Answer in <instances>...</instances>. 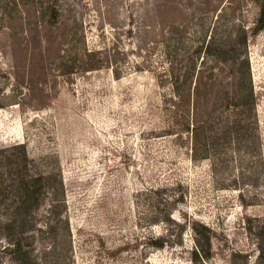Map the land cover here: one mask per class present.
<instances>
[{"label":"rangeland","instance_id":"374dc122","mask_svg":"<svg viewBox=\"0 0 264 264\" xmlns=\"http://www.w3.org/2000/svg\"><path fill=\"white\" fill-rule=\"evenodd\" d=\"M260 2L0 0V147L26 142L60 200L35 211L40 264H264V31L240 40ZM233 56L254 88L247 132L225 128L246 69ZM172 72L215 79L208 157L207 131H170ZM178 182L174 221L151 223L147 189ZM195 222L210 257L193 258ZM162 236V248L149 241ZM5 243L0 232V264H13Z\"/></svg>","mask_w":264,"mask_h":264},{"label":"trees","instance_id":"16d2710c","mask_svg":"<svg viewBox=\"0 0 264 264\" xmlns=\"http://www.w3.org/2000/svg\"><path fill=\"white\" fill-rule=\"evenodd\" d=\"M261 31H264V0L260 2L257 20L249 31L243 30L240 40L246 42L249 35H257ZM245 62H248L247 59H242L240 56H236L233 60L236 65L246 66V69L244 72H235V93L230 97L231 100H228V105L234 109L227 112V122H231V126L228 128L227 123L225 125L226 129L237 132L241 130L247 132L250 129L256 105L251 73ZM192 74L191 72L185 74L184 81H181L178 72H172L169 77L166 76L172 83V108H176L173 111L178 112L175 122L170 126V131L182 137L184 130H191L195 138L201 130L207 131L208 135L205 138L207 152L204 157H208L210 149L215 145V135L219 132L214 127L216 109L215 107L210 109L212 99L217 97L214 95L213 88L215 79L212 76L198 75L193 85L189 80ZM186 107L188 111L192 110L191 116L190 114L186 116ZM213 132H215L214 135ZM51 178H53L52 172L37 170V165L30 155L26 142H16L0 147V207L4 206L7 210L0 214V232L6 240L1 252L13 264H40L34 254L32 239L35 228L38 227L35 211L41 207L49 194H51V210H55L60 202L58 190L53 186ZM248 183L255 184L254 182ZM167 189L169 187L166 186H153L147 189L153 211L151 223L174 221L173 211L180 202L185 201L186 192L181 182H178L176 187H172L168 194L165 192ZM179 225L183 230L185 225ZM199 225L195 222L192 226L198 235L197 241L200 243V246L192 250L194 259H199L201 254L205 257L211 256V235L203 231ZM203 227L207 229V226L203 225ZM149 241L159 248L169 242L166 236L151 237ZM260 247V260L264 262V242H261Z\"/></svg>","mask_w":264,"mask_h":264}]
</instances>
